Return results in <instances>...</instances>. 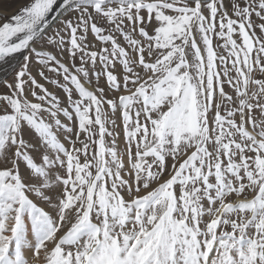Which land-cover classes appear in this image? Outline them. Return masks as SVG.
I'll return each mask as SVG.
<instances>
[{
  "label": "snow or ice",
  "instance_id": "obj_1",
  "mask_svg": "<svg viewBox=\"0 0 264 264\" xmlns=\"http://www.w3.org/2000/svg\"><path fill=\"white\" fill-rule=\"evenodd\" d=\"M0 264H264V0H0Z\"/></svg>",
  "mask_w": 264,
  "mask_h": 264
},
{
  "label": "rangeland",
  "instance_id": "obj_2",
  "mask_svg": "<svg viewBox=\"0 0 264 264\" xmlns=\"http://www.w3.org/2000/svg\"><path fill=\"white\" fill-rule=\"evenodd\" d=\"M11 2H12V3H15V2H16V0H11ZM10 14H14V10H13V12H12V13H10Z\"/></svg>",
  "mask_w": 264,
  "mask_h": 264
}]
</instances>
